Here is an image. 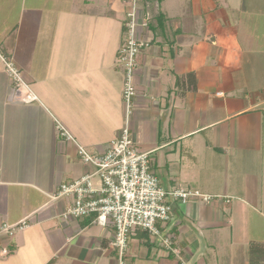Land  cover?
Returning a JSON list of instances; mask_svg holds the SVG:
<instances>
[{
	"label": "crops",
	"instance_id": "0c3cea01",
	"mask_svg": "<svg viewBox=\"0 0 264 264\" xmlns=\"http://www.w3.org/2000/svg\"><path fill=\"white\" fill-rule=\"evenodd\" d=\"M133 10L150 40L134 140L165 189L214 197L171 200L163 234L187 264H264V0H0V226L28 223L0 232V264H181L147 231L121 254L113 230L64 221L70 199L54 197L89 170L77 143L103 153L124 125L118 51ZM3 57L36 100L13 99Z\"/></svg>",
	"mask_w": 264,
	"mask_h": 264
},
{
	"label": "built area",
	"instance_id": "2783aa9c",
	"mask_svg": "<svg viewBox=\"0 0 264 264\" xmlns=\"http://www.w3.org/2000/svg\"><path fill=\"white\" fill-rule=\"evenodd\" d=\"M129 22L126 39L118 51V63L124 73L123 98L125 102V121L118 135L109 142L103 153H94L77 143L81 160L89 170L71 181L62 183L55 198L67 197L70 203L62 213L64 221L91 217L92 222L114 229L112 245L125 254L129 247L131 234L141 229L147 231L152 242L159 241L171 251L181 264H187L180 248L174 240L164 235L159 223L168 225L173 219L171 200L186 202L193 197L209 202L214 197L199 189L183 186L165 189L152 169L151 157L141 150L132 135V118L137 88L135 73L140 64L142 49L150 40L139 35V16L136 10L128 12ZM141 25L148 27L146 18ZM5 69L13 86V99L32 102L37 97L28 89L21 69L13 59L3 57ZM25 91V92H23ZM222 94V93H219ZM59 133L65 139L76 142L68 128L59 124ZM28 226L26 221L17 225L3 224L0 232L9 236ZM10 250L3 248V254Z\"/></svg>",
	"mask_w": 264,
	"mask_h": 264
},
{
	"label": "trees",
	"instance_id": "16d2710c",
	"mask_svg": "<svg viewBox=\"0 0 264 264\" xmlns=\"http://www.w3.org/2000/svg\"><path fill=\"white\" fill-rule=\"evenodd\" d=\"M91 219H92V218H91ZM145 233H147V232L144 231V230L139 229V230H137L136 235H139V236H141V237H144V236H146ZM148 238H149V235H148ZM148 240H149V239H148ZM148 242H149V241H148Z\"/></svg>",
	"mask_w": 264,
	"mask_h": 264
},
{
	"label": "rangeland",
	"instance_id": "374dc122",
	"mask_svg": "<svg viewBox=\"0 0 264 264\" xmlns=\"http://www.w3.org/2000/svg\"><path fill=\"white\" fill-rule=\"evenodd\" d=\"M102 227V226H101ZM104 228V227H103ZM105 229V228H104ZM108 230H113V232H114V229L113 228H107Z\"/></svg>",
	"mask_w": 264,
	"mask_h": 264
}]
</instances>
